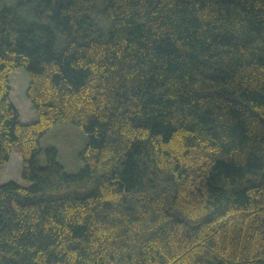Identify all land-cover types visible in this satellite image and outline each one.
<instances>
[{
	"label": "trees",
	"instance_id": "trees-1",
	"mask_svg": "<svg viewBox=\"0 0 264 264\" xmlns=\"http://www.w3.org/2000/svg\"><path fill=\"white\" fill-rule=\"evenodd\" d=\"M59 121L87 135L76 173L41 143ZM13 152L0 264H264V0H0Z\"/></svg>",
	"mask_w": 264,
	"mask_h": 264
},
{
	"label": "rangeland",
	"instance_id": "rangeland-1",
	"mask_svg": "<svg viewBox=\"0 0 264 264\" xmlns=\"http://www.w3.org/2000/svg\"><path fill=\"white\" fill-rule=\"evenodd\" d=\"M10 77L13 88L11 98L20 112L21 120L29 122L36 117L35 109L27 96L26 90L29 87L31 78L23 67L15 69ZM86 136L83 129L75 124L59 121L41 139V143L43 146L48 144L58 146L60 149V161L64 163L68 172L76 173L84 166L80 151L86 147ZM21 171L22 158L19 154L13 152L9 162L0 168V183L11 179L24 183Z\"/></svg>",
	"mask_w": 264,
	"mask_h": 264
}]
</instances>
